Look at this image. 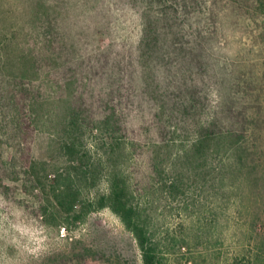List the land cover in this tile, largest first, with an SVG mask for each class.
I'll list each match as a JSON object with an SVG mask.
<instances>
[{
  "label": "rangeland",
  "instance_id": "1",
  "mask_svg": "<svg viewBox=\"0 0 264 264\" xmlns=\"http://www.w3.org/2000/svg\"><path fill=\"white\" fill-rule=\"evenodd\" d=\"M49 4L57 6L62 47L76 62L74 87L82 92L76 96L62 86L60 75L22 78L23 57L43 49L47 21L37 19ZM158 8L150 0H0V264H143L136 238L111 209L61 226L48 224L42 213L46 193L32 182L23 157L30 154L53 165V178V170L67 164L61 150L65 118L80 104L85 109L80 135L90 153L104 161L93 192L108 189L110 167L119 165L148 208L167 264H231L238 257H264V0H218L216 5L198 0L186 13L190 31L200 23L208 40L212 35L203 43L215 82L210 109L200 123L212 119L223 103L235 101V108L250 117V152L244 176H226L222 184L218 171L206 181L189 170L182 191L173 195L154 176L152 157L161 147L170 172L176 156L195 139L194 121L177 122L172 112L161 113L159 102L147 93L144 110L137 114L126 98L114 97L116 114L108 125L111 71L94 67L101 53L127 56L138 49ZM142 69L155 70V64L150 61ZM126 119H131L127 130ZM168 121L173 127L162 136L161 123ZM170 137L175 142L168 145ZM112 149L114 162L109 160ZM222 157L214 160L218 168ZM169 175L171 184L177 176Z\"/></svg>",
  "mask_w": 264,
  "mask_h": 264
},
{
  "label": "trees",
  "instance_id": "2",
  "mask_svg": "<svg viewBox=\"0 0 264 264\" xmlns=\"http://www.w3.org/2000/svg\"><path fill=\"white\" fill-rule=\"evenodd\" d=\"M150 1L159 6L156 20L149 21L148 31L138 49L130 51L127 56L121 53L114 55L109 51L97 56L98 66L94 67L100 68L104 74L111 71L108 92L111 106L108 104V108L112 109V117L107 124H111V118L116 114L114 97L126 98L131 109L134 107L133 114L138 109L144 110L147 93H150L153 100L159 102L161 113L172 112L173 118H178L175 119L177 122L194 121L195 126L194 141L188 149L176 156L170 172L164 167L165 158L161 156V147L158 146L159 149H156L152 157V172L156 178L163 181L170 194L182 191L184 177L189 170L206 181H209L214 170L218 171L222 184L226 176H244L250 152L247 145L250 117L247 111L236 109L235 101L232 100L230 103H223L224 105L214 112L212 119L200 123L201 116L210 109L211 84L215 81L207 63L210 52L203 43L208 42L212 35L208 40L206 32L200 30V23L190 31V16L186 15L198 4V0ZM217 3L218 0H213L214 5ZM52 8L53 5L49 4L44 9V15L37 19L39 24L47 21L45 32L42 34L43 49L32 53L29 59L23 57L20 62L22 78L29 77L32 81L46 75H60L62 86L70 90V95L76 96L82 94L76 92L74 87L75 75H78L76 62L71 58L67 47H62L65 45L64 41L61 42L65 35L59 31L57 24V6ZM150 61L154 62L155 70L142 69ZM96 72L100 74V71ZM139 73L142 74L141 78H137ZM84 112L85 109L80 104L70 109L65 118V135L61 150L67 164L53 170V178L50 177L53 165L38 161L30 154L23 157L32 182L46 193L42 210L46 222L55 226L78 224L92 213L109 208L119 216L136 238L142 252L143 264H167L163 244L153 232L148 208L140 201V193L133 187L130 176L119 165L110 167L108 189L104 192H93L101 181L104 161L103 158H95L90 153L80 135L79 131L84 124L81 116ZM130 121L131 119L124 120L126 130ZM114 127L117 129L120 125L116 124ZM161 127L162 136H165L173 127L172 121L161 123ZM170 142H175L173 137H170L166 144L170 145ZM119 147H122L121 143ZM115 152L116 149L111 152L110 162H114ZM220 155L224 157L221 159L222 166L219 164L218 168L214 165V160ZM179 164L182 165L180 170L177 167ZM168 172L177 176L176 181L171 184H168ZM246 177L248 179V175ZM262 258V254L257 255L255 260H242L238 257L231 264H261Z\"/></svg>",
  "mask_w": 264,
  "mask_h": 264
},
{
  "label": "built area",
  "instance_id": "3",
  "mask_svg": "<svg viewBox=\"0 0 264 264\" xmlns=\"http://www.w3.org/2000/svg\"><path fill=\"white\" fill-rule=\"evenodd\" d=\"M65 231H66V228L63 229V232H65Z\"/></svg>",
  "mask_w": 264,
  "mask_h": 264
}]
</instances>
